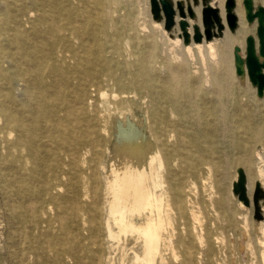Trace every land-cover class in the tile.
Returning <instances> with one entry per match:
<instances>
[{"label":"bare ground","instance_id":"1","mask_svg":"<svg viewBox=\"0 0 264 264\" xmlns=\"http://www.w3.org/2000/svg\"><path fill=\"white\" fill-rule=\"evenodd\" d=\"M178 1L186 7L185 0H173L174 6ZM224 2H209L218 9L223 25L221 36L209 41L184 45L179 37L182 21L190 37L195 25L203 33L201 5L193 7L192 0L189 5L195 19L186 8L185 18L177 13L172 36L165 33L163 22L151 21L149 29L163 38L157 50L153 35L139 36L146 26L117 28L116 0H28L29 31L22 41V54L30 84L20 114L4 119L17 131L13 147L18 150L16 154L8 151L6 158L17 163L12 188L16 205L8 208L10 219L17 220L23 230L27 244L23 256L30 259L28 264H101L93 215L101 219L103 210L97 208L94 195L93 214L87 218L85 194L75 174L89 153L109 150L101 198L106 212L119 234L129 237L133 246L140 244L142 255L136 258L154 264L161 253L164 208L169 206L160 169L175 153L189 167L195 165L196 156L211 150L214 136L223 131L216 120L243 119L249 137L257 134L255 123L264 116L258 113L264 94L252 100V111L242 99L229 105L221 97L228 93L230 77L249 86L246 69L242 67L241 75L235 72L233 48L238 46L244 57L245 39L251 35L257 49V22L248 24L242 0H235L237 27L230 32ZM258 5L264 8V0H253L254 9ZM112 30L118 32L117 38L134 32L126 38L132 48L125 51L117 40L107 45L113 40ZM118 65L123 71L117 70ZM246 148L242 145L243 151ZM256 160L262 163L257 164L256 174L264 191L263 152L256 153ZM67 165L76 169L72 180L78 189L71 193L59 188ZM244 174L250 206L255 185ZM92 178L96 180L95 174ZM91 192H96L95 187ZM177 199L178 193L176 203ZM259 207L264 217V203ZM140 217L146 223L137 226ZM106 227L109 231L107 222ZM108 237H112L110 231Z\"/></svg>","mask_w":264,"mask_h":264},{"label":"rangeland","instance_id":"2","mask_svg":"<svg viewBox=\"0 0 264 264\" xmlns=\"http://www.w3.org/2000/svg\"><path fill=\"white\" fill-rule=\"evenodd\" d=\"M29 5L28 0H0V264L30 262V259L23 256L27 248L23 230L17 220L10 219L8 206L16 205L12 188L17 177V163L6 161V158L8 151L16 154L18 146L13 147L17 131L7 126L4 120L6 115L16 117L20 114L24 91L30 84L28 75H25L28 66L22 54V41L29 31L26 23L29 21ZM113 16L119 21L118 29L124 26L138 29L146 26L139 31L141 39L153 35L157 50L161 47L162 35L149 29L152 21L149 0H116ZM128 32L117 38L118 32L112 30L114 41L111 39L112 42L107 45L111 46L117 40L125 51L130 50L131 43L126 38L134 32ZM143 43L142 40L140 48L144 47ZM131 59L135 60L136 57ZM123 69L122 65L117 66L118 71ZM248 85L242 86L234 76L230 77L228 93L221 94V97L228 99L229 105L236 99H242L252 111L251 102L257 95L255 88L249 82ZM258 113L261 116L264 114V104H261ZM214 122L223 131L214 136L215 144L211 150L196 156L195 165L189 167L175 153L172 160L160 169L169 206L164 208L165 230L162 234L161 253L154 264H264V227L261 225L264 220L255 222L252 218L253 205L243 207L232 194L238 169L247 174L250 182L253 181V187L259 182L256 169L262 163L256 160V153L264 154V116L255 123L258 131L253 137H249L248 131L244 129L243 119L227 117ZM248 123L254 124L253 121ZM242 145L247 147L245 151ZM110 156L109 150L104 149L89 153L80 163L79 173L72 165H67V174L62 177L59 188L70 193L78 189L72 180L73 171L76 170L75 174L79 175V184L85 194L83 201L87 204V218L93 214V196L98 199L97 208L103 210V215L101 219L97 215H93V218L97 228L95 244L100 246L101 264H145L135 256L140 258L142 255L140 244L133 246L128 241L129 237L118 233L106 212V203L101 199ZM94 174L96 180L92 178ZM262 180L264 182V177ZM93 187L96 190L94 193L91 192ZM177 193L176 203L174 196ZM262 203L264 199L258 202L259 206ZM106 222L112 237H108ZM145 223L144 217L135 221L137 226ZM56 226V223L53 224L52 234L56 232ZM88 262L93 261L88 259Z\"/></svg>","mask_w":264,"mask_h":264},{"label":"water","instance_id":"3","mask_svg":"<svg viewBox=\"0 0 264 264\" xmlns=\"http://www.w3.org/2000/svg\"><path fill=\"white\" fill-rule=\"evenodd\" d=\"M186 1L184 7L183 1L176 2L174 6L173 0H149V13L151 20L154 22H163V28L171 35L175 31L174 18L178 13L185 18L184 8L190 18L195 19L193 7L201 5V23L203 25V33L201 34L197 25L194 27L193 35L190 37L187 33V23L182 21L179 24V30L182 37L183 44L187 45L192 41L193 43H200L202 40L209 41L212 37H219L222 34L223 25L218 14V9L212 8L209 5L210 0H192L193 7L189 5V0ZM242 6L245 11V20L251 24L256 20L257 27L255 36L258 41V47L255 48L254 38L249 35L245 39L244 57L240 54V48L235 46L233 48V56L235 61V72L237 75L243 73L242 67L246 69V74L250 84L256 88L257 97H262L264 94V8L258 5L255 9L253 7V0H242ZM235 7V0H225V23L227 29L233 32L237 27V17L233 10ZM217 29L216 33L213 31ZM232 194L243 207H249V199L246 190V176L242 169L237 171V179L232 185ZM264 199V191L260 188L259 182L255 183V188L252 195L253 205V220L259 222L264 220L260 213L258 202Z\"/></svg>","mask_w":264,"mask_h":264}]
</instances>
